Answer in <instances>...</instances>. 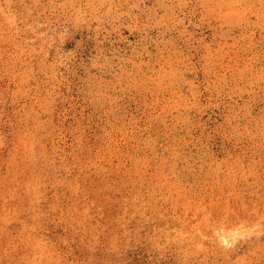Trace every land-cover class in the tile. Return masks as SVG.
I'll return each mask as SVG.
<instances>
[{
	"label": "rangeland",
	"instance_id": "obj_1",
	"mask_svg": "<svg viewBox=\"0 0 264 264\" xmlns=\"http://www.w3.org/2000/svg\"><path fill=\"white\" fill-rule=\"evenodd\" d=\"M109 2L0 0V264H264V0Z\"/></svg>",
	"mask_w": 264,
	"mask_h": 264
},
{
	"label": "clouds",
	"instance_id": "obj_2",
	"mask_svg": "<svg viewBox=\"0 0 264 264\" xmlns=\"http://www.w3.org/2000/svg\"><path fill=\"white\" fill-rule=\"evenodd\" d=\"M125 2H127V0H125ZM98 4L100 8H104L105 4H107V9L101 13V15H108V13L112 10V8L114 7L113 3H110L109 0H98ZM90 5H91V0H90ZM131 6H135V4L131 5Z\"/></svg>",
	"mask_w": 264,
	"mask_h": 264
},
{
	"label": "bare ground",
	"instance_id": "obj_3",
	"mask_svg": "<svg viewBox=\"0 0 264 264\" xmlns=\"http://www.w3.org/2000/svg\"><path fill=\"white\" fill-rule=\"evenodd\" d=\"M223 239L228 241V238L226 235H223Z\"/></svg>",
	"mask_w": 264,
	"mask_h": 264
}]
</instances>
